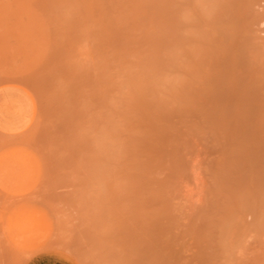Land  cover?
Instances as JSON below:
<instances>
[{
	"label": "rangeland",
	"instance_id": "rangeland-1",
	"mask_svg": "<svg viewBox=\"0 0 264 264\" xmlns=\"http://www.w3.org/2000/svg\"><path fill=\"white\" fill-rule=\"evenodd\" d=\"M0 129V264H264V0H0Z\"/></svg>",
	"mask_w": 264,
	"mask_h": 264
},
{
	"label": "crops",
	"instance_id": "crops-1",
	"mask_svg": "<svg viewBox=\"0 0 264 264\" xmlns=\"http://www.w3.org/2000/svg\"><path fill=\"white\" fill-rule=\"evenodd\" d=\"M36 169L35 158L24 159L20 150L16 148L7 149L0 157V175L11 177L16 183H24L33 178Z\"/></svg>",
	"mask_w": 264,
	"mask_h": 264
},
{
	"label": "clouds",
	"instance_id": "clouds-1",
	"mask_svg": "<svg viewBox=\"0 0 264 264\" xmlns=\"http://www.w3.org/2000/svg\"><path fill=\"white\" fill-rule=\"evenodd\" d=\"M106 130L101 128L96 134V142H97V146L98 147H102L103 146V143L106 139Z\"/></svg>",
	"mask_w": 264,
	"mask_h": 264
},
{
	"label": "bare ground",
	"instance_id": "bare-ground-1",
	"mask_svg": "<svg viewBox=\"0 0 264 264\" xmlns=\"http://www.w3.org/2000/svg\"><path fill=\"white\" fill-rule=\"evenodd\" d=\"M238 82V81H237ZM237 84V83H236ZM240 85H242L243 86V84H241V83H239ZM243 87H245V86H243ZM235 87L233 86V89H234ZM237 89V88H236ZM242 89V88H241ZM235 90V89H234ZM241 90L239 89V91L237 90V92H240ZM258 95V94H257ZM255 98H256V96H255ZM239 110V109H238ZM245 113V112H244ZM239 114H241V111H240V113ZM238 115V114H237ZM240 132V131H239ZM247 134H249V133H247ZM242 135H244V134H242ZM246 136V135H245ZM245 136H243V137H245ZM243 137L241 138V139H243ZM240 138V137H239ZM244 140V139H243ZM246 141V138H245V140H244V142ZM248 143V142H247ZM242 144H244V143H242ZM247 145V144H246ZM240 147H241V145H239ZM243 146V145H242ZM249 145H247V147H248ZM246 147V148H247ZM250 147V146H249ZM244 147H241V150H244L245 151V148L243 149ZM250 150H252V149H250ZM248 151V150H247ZM254 152V151H253ZM259 153V152H258ZM255 154H256V151H255ZM260 155H261V153H260ZM258 156H259V154H258ZM252 159V158H251Z\"/></svg>",
	"mask_w": 264,
	"mask_h": 264
}]
</instances>
